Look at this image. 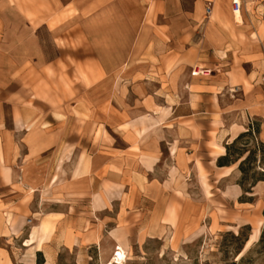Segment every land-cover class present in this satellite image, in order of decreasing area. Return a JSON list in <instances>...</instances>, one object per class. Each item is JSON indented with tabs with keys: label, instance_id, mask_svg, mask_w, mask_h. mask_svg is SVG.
<instances>
[{
	"label": "crops",
	"instance_id": "obj_1",
	"mask_svg": "<svg viewBox=\"0 0 264 264\" xmlns=\"http://www.w3.org/2000/svg\"><path fill=\"white\" fill-rule=\"evenodd\" d=\"M251 127L264 0H0V264L251 228L217 163Z\"/></svg>",
	"mask_w": 264,
	"mask_h": 264
},
{
	"label": "rangeland",
	"instance_id": "obj_2",
	"mask_svg": "<svg viewBox=\"0 0 264 264\" xmlns=\"http://www.w3.org/2000/svg\"><path fill=\"white\" fill-rule=\"evenodd\" d=\"M257 142L254 137H246L231 151V161L242 150L252 152L250 160L243 166L244 172L239 171L238 179L245 189H249L250 194L253 182L264 178V149ZM254 199L243 196L241 201L253 203ZM248 221L251 222L252 231L248 226L239 230L224 228L221 232L208 228L200 236L184 243L175 240L171 242L169 239L143 242L131 239L129 247L122 251L106 249L100 252L91 249L87 252L90 260L85 264H264V208H261L259 215L254 214ZM239 233L240 237L235 238ZM244 239L247 240L243 245ZM240 248L242 250L238 254ZM77 252H61L58 264H76Z\"/></svg>",
	"mask_w": 264,
	"mask_h": 264
},
{
	"label": "trees",
	"instance_id": "obj_3",
	"mask_svg": "<svg viewBox=\"0 0 264 264\" xmlns=\"http://www.w3.org/2000/svg\"><path fill=\"white\" fill-rule=\"evenodd\" d=\"M257 134V128L255 127V128H250L245 134H243V135H241L231 146H229V147H227L226 148V150H227V155L223 158V159H221V160H219L217 163L220 165V164H227V163H229V162H233V163H235V162H237V161H239L240 159H242L245 155H246V157L242 160V161H240V163H239V165H238V170L241 172V173H243L244 171H243V166H244V164L245 163H247L249 160H250V158H251V155H252V152L251 151H246V150H242L241 151V153H239V154H237L236 155V159L235 160H233V161H231V151H232V148L241 140V139H244V138H246V137H249V138H251V137H254L255 139H256V137H255V135ZM257 144H258V146L260 147V148H262V149H264V143H261V142H257ZM258 181H262V182H264V178H260V179H257V180H255L254 182H253V184L250 186L251 188L256 184V182H258ZM239 185H240V187L243 189V191L245 192V193H250V191H249V189H245L244 188V186L241 184V183H239ZM240 237V233L235 237V238H239ZM246 240L247 239H244V240H242V243H243V245L245 244V242H246ZM241 250H242V248H240L238 251V254L241 252ZM40 262H41V255L40 254H38L37 255V264H40Z\"/></svg>",
	"mask_w": 264,
	"mask_h": 264
},
{
	"label": "built area",
	"instance_id": "obj_4",
	"mask_svg": "<svg viewBox=\"0 0 264 264\" xmlns=\"http://www.w3.org/2000/svg\"><path fill=\"white\" fill-rule=\"evenodd\" d=\"M243 0H231V8L233 13H238L241 9ZM211 12V5H207L206 15H209Z\"/></svg>",
	"mask_w": 264,
	"mask_h": 264
},
{
	"label": "bare ground",
	"instance_id": "obj_5",
	"mask_svg": "<svg viewBox=\"0 0 264 264\" xmlns=\"http://www.w3.org/2000/svg\"><path fill=\"white\" fill-rule=\"evenodd\" d=\"M117 255H119V253H117Z\"/></svg>",
	"mask_w": 264,
	"mask_h": 264
}]
</instances>
